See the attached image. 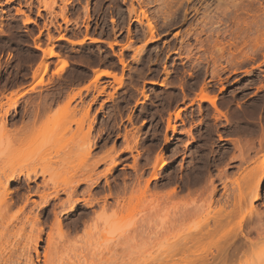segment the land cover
Returning <instances> with one entry per match:
<instances>
[{"label": "rangeland", "instance_id": "374dc122", "mask_svg": "<svg viewBox=\"0 0 264 264\" xmlns=\"http://www.w3.org/2000/svg\"><path fill=\"white\" fill-rule=\"evenodd\" d=\"M229 1L0 0V172L12 141L27 170L55 167L50 163L65 157L74 170L68 175L107 174L78 190L76 197L92 205L80 201L63 216L64 229L54 235L62 245L59 264H187L203 217L218 212L227 195L234 204L223 231L231 234L245 216L254 242L246 257L264 264V0H235L247 12L242 21L260 15L250 30L234 20ZM225 8L235 17L222 15ZM49 49L55 55L46 56ZM97 68L113 74L95 77ZM26 90L11 108L9 96ZM203 93L215 105L201 100ZM114 159L118 165L108 172ZM114 176V233L106 229L99 240L83 224L73 231L85 214L103 212ZM7 197L0 193V203ZM107 201L111 215L114 200ZM20 204L6 215L5 221L18 217L10 232L0 225V247L28 234L29 219L43 213L33 202L25 210ZM96 241L104 246L94 247Z\"/></svg>", "mask_w": 264, "mask_h": 264}, {"label": "bare ground", "instance_id": "6f19581e", "mask_svg": "<svg viewBox=\"0 0 264 264\" xmlns=\"http://www.w3.org/2000/svg\"><path fill=\"white\" fill-rule=\"evenodd\" d=\"M225 1L226 3L230 2L229 0H225ZM232 2H231V5L235 9L236 11L235 13L237 16L235 17V15L233 14L234 10L231 11V13L233 12L232 15L230 13H226V11L229 8L228 9L225 8L226 10L224 9V11H222V15L224 16L227 15L226 16L227 18L229 16L228 14H230L231 16L235 17L234 20L240 19L241 17H238V16H240L241 12H244L242 11L243 7L237 2H235V0H233ZM230 10L232 9H229L228 11ZM246 10H248L247 7H246ZM196 11L197 10L195 9V12ZM184 15L186 16L185 13ZM258 17H255V18L253 17L254 20L251 22L247 20L249 19V17L245 18L244 21H242V18H241L240 22H243L246 28L250 30L252 24L254 25L256 24V26L258 27L257 22L261 20L259 19L258 21H256ZM186 19H189V18H186ZM240 22L238 24L242 26ZM262 23L263 22H261V24ZM261 24H260L261 29H263L262 31L264 32V26ZM245 26L240 27V29L242 30L241 33L243 34H245L246 31L248 32ZM256 26H253V27L256 29ZM151 30H152V27H151ZM245 36L243 39H246ZM61 38H64V37L61 36ZM262 38H264V36H261V39ZM259 41L261 40L259 39ZM79 42H84V40L83 39L81 41L79 40ZM261 42H264V40L262 39ZM242 44L244 45V43ZM44 51L46 53V56L55 55V52L52 49L44 50ZM65 64L66 63H64V65ZM95 72L97 73V74L95 73V75H97L95 77H99L102 74H106V75L113 74L112 71L111 73L110 70H106L104 68L103 69L97 68ZM38 83H41V82L38 81ZM30 89L35 90V86L31 85ZM26 92H29V91L28 90L22 91L20 92V94L16 96L15 94L9 96L8 102H10L9 103L10 107L12 108L13 106V108H16V106L18 105L20 96H23L24 94H26ZM200 99L205 100V101H210L213 105H215V100L207 94L202 95ZM168 144H169V141L166 140V146ZM9 145H10V149L8 148L9 152L7 153L8 154L7 158L9 156L10 158L8 159L6 158L5 160L6 168L3 167L4 171L0 172V193H5L8 196L4 200V202H2L3 204L0 203L1 204L0 205V225L4 224L6 227V231H8L11 226L16 225L15 221L18 219V217L12 220L5 221L8 210L12 208L13 206H15L16 204L21 203L20 204L21 210H25L33 202L37 204L38 206H41V209H42L41 211L43 213L41 215H38L36 218H34V220L29 219L30 223H32V228L28 234H25L24 236H22L23 232H21L19 236H17L18 234L15 236L18 238H15V240L13 241H9L8 246L0 247V264H40L39 262L41 261V259H40L39 247H40V243L43 242V234L46 233V227H49L50 231H48L47 233V240H46L47 246L45 248L46 253H45L44 262L45 264H59L58 252H59V248L62 245L61 243L58 242V240L55 239L54 237L55 231L57 230L61 232L63 231L64 226H65L63 216L65 214L70 215L71 213H73L79 207L80 201L85 202V205L93 204V202L89 203V199H87L84 196L76 197V195H78L79 193L78 190L84 186L83 184L87 182L89 183L91 181V184L89 183L90 186L98 185L100 183L101 178L106 176L107 174L105 173V174L98 175L95 179L94 178L90 179V177H87V176L76 177L78 176V174H76L77 172L73 173L72 175H68L70 174V172H74V170L72 169L70 170V167H71L70 161L65 157H60V159L54 160L50 163V164H55L56 165L55 167L50 166L47 168H43L41 170L34 168L30 171V170H27L29 169L28 166L27 167L23 166V162H21V156L18 157L20 153H18V150L15 147V144H13V142L11 141V144ZM112 164L113 166L110 169H108V172H112L113 170L116 169V165H118V161L116 162V160L114 159V161H112ZM56 167H59V168L57 169ZM68 169L70 171H68ZM151 176L152 177H150L149 180L156 178L158 176L156 173V170H155V173H153ZM40 177H42L41 184L38 183V180L40 179ZM117 181H118V177L114 176L112 184L110 182L108 183L109 193L105 195L103 198L104 199V202H103L104 204H102L103 212L97 214L96 216H90L89 213L85 214V216L82 217V219H79L78 221L75 222L73 231L74 230L79 231L80 224H83L85 226L84 231L88 234L90 231H92L93 234L98 233L99 240H101L106 235L105 233L107 231L106 229H108V231H111V229L116 224V222L114 224L113 220L116 221L115 218L117 216L119 205H120V200H119L120 199V195H119L120 189H119V184ZM12 183H16L17 186L15 189L10 188V185ZM88 186L87 187L85 186V187L88 188ZM41 187H43L44 190H41L42 189ZM90 188L92 187H89V190H91ZM22 190H25L26 192H23L22 194H20ZM86 191L87 189L85 190V193ZM174 192H175V188H174V191L171 193H174ZM211 193H212L211 194V199H212L217 193V188L214 187L213 190H211ZM91 194H93V192L90 193V195ZM36 195L40 197L39 203H37L35 199L33 200L32 196H36ZM62 195H66V197L64 198L62 197ZM170 195L172 196L173 194H170ZM109 197H112L114 200V204H113L114 207L112 206L114 209L112 208L113 213H111V215H107V207L109 206L107 198ZM259 198H260V193L258 190V192L256 191L254 200L256 201ZM97 200H99V198ZM233 204L234 203H232L231 198L229 197V195H227L225 198L224 204L220 207V209L217 210L218 212L215 211L216 213H213V211L209 210L206 213V216L203 217V222H201L202 224L200 223L201 227L199 228V234L195 242L196 244L195 249L194 250L190 249L191 250L190 253L193 254V256L189 255L188 258H186V261L188 262L187 264H246V263L250 264L252 263L248 261V259L251 257L245 254L246 249L254 245V242H252L251 238L249 237L250 232L253 233L252 232L253 228H251L252 226L250 227L249 230L247 231L245 230V224L248 223L247 218L243 216L241 218V221L238 227L234 231H232L231 234L226 231H223L222 229L231 214V210L229 209H230V206H232ZM210 205L211 204H209V206ZM58 208H61V210L57 211ZM252 210H254L253 207H252ZM211 216L212 218L210 219ZM171 220L172 219L170 218V221ZM210 220H212V222ZM90 221L91 223H89ZM103 223H107V225L104 226ZM258 225L259 224H257V226ZM255 226L253 227L255 228ZM258 228L256 230L257 235L259 234L261 235L260 230ZM22 229H24V226H22ZM113 231L114 230H112L111 232ZM0 234L3 235L4 233H0ZM217 235L219 237L216 241H214L213 236H217ZM242 238H244L245 241H243ZM104 242L105 241H103L102 242L103 244H101V241H98L97 243L94 244L95 245L94 247H98L100 249L101 245L104 246ZM177 242L179 243V241L176 240L175 243L170 244L169 254H168L170 261H173L176 256L175 251H176ZM98 243H100V245ZM213 247L216 249V251L215 249L213 250ZM111 249L113 252H116L115 248H111ZM104 250H105V247H104ZM192 250H193V253H192ZM34 252L36 253V256L33 254ZM95 253H98V251ZM97 255H100L102 259L105 256V254L101 255V253L96 254V256ZM246 256H248L249 258ZM252 260H253V257H252ZM171 264H176V262H172Z\"/></svg>", "mask_w": 264, "mask_h": 264}]
</instances>
